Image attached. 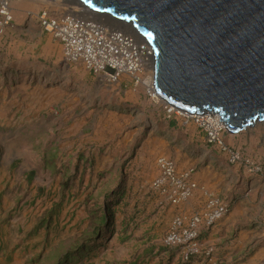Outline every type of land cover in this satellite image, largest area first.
<instances>
[{
	"label": "rangeland",
	"instance_id": "1",
	"mask_svg": "<svg viewBox=\"0 0 264 264\" xmlns=\"http://www.w3.org/2000/svg\"><path fill=\"white\" fill-rule=\"evenodd\" d=\"M13 1L0 0L10 17L4 25L0 15V264H54L66 251L75 253L70 264H264V123L208 142L149 96L150 60L114 81L64 60L38 15L75 13L74 2L20 0L17 21ZM161 157L194 173L197 190L183 206L151 187ZM203 190L221 194L225 218L246 217L232 233L245 238L216 240L218 221L184 261L163 240L175 217L198 210Z\"/></svg>",
	"mask_w": 264,
	"mask_h": 264
},
{
	"label": "water",
	"instance_id": "2",
	"mask_svg": "<svg viewBox=\"0 0 264 264\" xmlns=\"http://www.w3.org/2000/svg\"><path fill=\"white\" fill-rule=\"evenodd\" d=\"M73 1L136 31L167 106L216 114L232 133L264 123V0Z\"/></svg>",
	"mask_w": 264,
	"mask_h": 264
},
{
	"label": "built area",
	"instance_id": "3",
	"mask_svg": "<svg viewBox=\"0 0 264 264\" xmlns=\"http://www.w3.org/2000/svg\"><path fill=\"white\" fill-rule=\"evenodd\" d=\"M76 6L82 11L81 14L72 13V10L66 9L64 12L69 14L63 13L62 15L59 14L60 16L51 17L47 11H42L38 15L42 30L52 34L61 43L64 60L68 63H82L88 70L101 74L112 81L121 73L134 75L139 72L142 67L140 66L141 63L137 62L138 56L136 58L133 54L131 58L133 66L128 67L130 63L126 62L128 67L126 68L124 64L121 65L120 56L112 43L114 40H121L122 36L127 34L118 33L116 30L92 20L85 15L88 12L84 11V8ZM0 15L4 16V23H2L5 25L6 21L10 20L6 9L0 10ZM2 23L0 22V34L2 27H4ZM135 65H139L140 68ZM145 87L149 96L154 98L148 89L150 83H146ZM180 116L186 120L194 121L201 127L206 132L208 142L218 141L219 132L223 128L218 129V127L212 126V124H216L217 120L212 113L180 114ZM236 160H238L237 155H231L230 162L233 163ZM156 167L159 176L153 181L151 187L162 195L168 205L184 204L193 196L197 190V185L191 178L192 169L177 172L173 161L163 157L156 160ZM254 171H258V168H254ZM203 195L205 198L203 208L195 212L188 221L175 217L163 240L168 247L181 249V256L184 261H188L192 256L199 254L201 249L200 229L212 228L228 214L227 205L219 198L204 190Z\"/></svg>",
	"mask_w": 264,
	"mask_h": 264
},
{
	"label": "bare ground",
	"instance_id": "4",
	"mask_svg": "<svg viewBox=\"0 0 264 264\" xmlns=\"http://www.w3.org/2000/svg\"><path fill=\"white\" fill-rule=\"evenodd\" d=\"M43 1L47 2V3L53 2V1H48V0H43ZM54 1H62V2L63 1H70V2L72 1V2H74L73 0H54ZM6 6H7L6 4L1 3L0 10L4 11V9H6ZM73 9H74V7H73ZM76 11H80V9L77 7L75 12ZM84 11H87L88 13H86V14L83 13V14L92 17V20H96L98 23L106 25V27L114 29L118 33L127 34V35H125L127 37L122 36L121 40H114L112 42L113 45L115 46V48L117 49L118 55L120 56L121 65L125 64L124 59H128V62L130 63V65L128 67H132L133 65L131 64V61H132L131 58L134 54V57L138 56L139 60H137V62L141 63V65H143L145 63L146 64L149 63V60H150L151 61L150 69L152 70V60H151V55L149 54L150 50H149L148 46L146 45V43L143 41V39L136 33V31L133 28H131L130 25L123 23V22L114 21L112 18H110L109 16H106L104 14L92 13L88 9H85ZM134 50H135V52H134ZM135 66H139V65H135ZM125 67L128 68L127 65ZM152 77H153V71H152ZM151 82H152V78H151ZM148 89L151 93V89L153 90V85H152L151 89L149 87H148ZM152 95L157 97L156 94L152 93ZM168 107H170V106H168ZM170 109H171V111H175V112H178L180 114H186V113H181L180 111H178L177 109H174L173 107H170ZM213 115L215 116V118L217 120H216V124H214V125L212 124V126L214 128H217V126L219 125V127L223 128V130H227L225 125L221 121H219V116H217L216 114H213ZM261 124H263V123H261ZM229 134H236V133L230 132Z\"/></svg>",
	"mask_w": 264,
	"mask_h": 264
},
{
	"label": "crops",
	"instance_id": "5",
	"mask_svg": "<svg viewBox=\"0 0 264 264\" xmlns=\"http://www.w3.org/2000/svg\"><path fill=\"white\" fill-rule=\"evenodd\" d=\"M18 6H20V9H18V10H21V2H20V0H18V1L14 0L12 5H11V8H12L13 14H14V19L17 20V21H20L21 20V12L17 11V7ZM191 178H192L193 181H195L196 178L194 177V173L192 174ZM200 195L198 193H196V197H198V199L201 197V199H202L201 202H198L197 199L195 198V196L193 198V201H194L193 202L194 203V208L193 209H195V206L198 204V210H196V212L200 211L203 208V204H204V201H205L204 196L201 193H200ZM218 198L222 202L224 201L222 199V197H221V194L218 195ZM188 202L189 201H187V202H185L184 204H181V205L183 206V205H185ZM235 207H237V209H238V204L231 206V211L235 210ZM223 218H224V222H223V220L222 221L220 220L219 222H222V223L218 224V227L216 228V230L212 232L213 235L217 234V238H215L216 240H220V239H224V238H231V239L234 238V239H236L237 237H241L243 239L245 238V235L242 234L243 233L242 230H241L240 233L235 234V236H232V233L234 232L235 228L238 227L237 225L239 223H241V226H243L247 222L246 217H244V215L240 211L238 213H233L232 212L229 216H227V218H225V217H223ZM200 230H203V228H201Z\"/></svg>",
	"mask_w": 264,
	"mask_h": 264
},
{
	"label": "trees",
	"instance_id": "6",
	"mask_svg": "<svg viewBox=\"0 0 264 264\" xmlns=\"http://www.w3.org/2000/svg\"><path fill=\"white\" fill-rule=\"evenodd\" d=\"M108 220L106 215L104 214V217H103V221L105 220ZM110 219V217H109ZM0 246H3V247H0V251L4 250V243L1 242ZM32 247V246H31ZM74 252L73 251H66L64 254L62 255H56V259H55V262L54 264H70L71 262H73V257H74Z\"/></svg>",
	"mask_w": 264,
	"mask_h": 264
}]
</instances>
